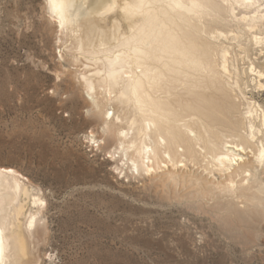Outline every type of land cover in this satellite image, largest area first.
<instances>
[{
  "label": "bare ground",
  "instance_id": "bare-ground-1",
  "mask_svg": "<svg viewBox=\"0 0 264 264\" xmlns=\"http://www.w3.org/2000/svg\"><path fill=\"white\" fill-rule=\"evenodd\" d=\"M45 2L58 40L71 39L65 55L89 60L78 89L133 173L220 213L255 209L264 105L247 88L264 87V66L250 56L264 48V0ZM44 204L0 166V264L25 260L23 231L32 237Z\"/></svg>",
  "mask_w": 264,
  "mask_h": 264
},
{
  "label": "rangeland",
  "instance_id": "rangeland-1",
  "mask_svg": "<svg viewBox=\"0 0 264 264\" xmlns=\"http://www.w3.org/2000/svg\"><path fill=\"white\" fill-rule=\"evenodd\" d=\"M58 36L45 0H0V166L45 202L22 264H264V199L220 213L133 173L78 89L89 60Z\"/></svg>",
  "mask_w": 264,
  "mask_h": 264
}]
</instances>
